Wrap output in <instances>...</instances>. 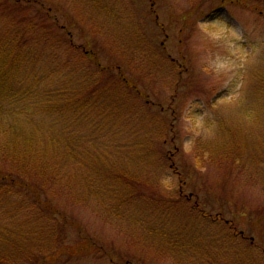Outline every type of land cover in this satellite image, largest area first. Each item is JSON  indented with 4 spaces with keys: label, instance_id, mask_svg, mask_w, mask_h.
I'll list each match as a JSON object with an SVG mask.
<instances>
[{
    "label": "rangeland",
    "instance_id": "1",
    "mask_svg": "<svg viewBox=\"0 0 264 264\" xmlns=\"http://www.w3.org/2000/svg\"><path fill=\"white\" fill-rule=\"evenodd\" d=\"M22 1L24 8L30 9L27 17L38 20V16L34 17L35 6L27 4L28 0L20 3ZM223 1L40 0L46 7H51L50 16L55 17L56 23L63 28L60 33L54 30L51 36L64 35L75 46L93 51L100 67L111 71L109 78L117 75L114 67L120 68L128 81L136 83L137 91L143 96L146 93L148 101L166 109L163 119L171 125V132L163 128L168 131L166 142L169 146L166 149L171 153V162L156 168L157 163L153 161L148 167L138 160V137L124 138L122 147L113 145L112 152L106 145L98 144L103 141L104 127L107 130L111 127L94 122L111 118L99 116L92 102L86 106L88 109L92 106L91 114L98 112L87 115L92 128L81 130L71 123L73 129H69L59 124L55 136L68 134L61 147H73L71 138L78 139V150L64 151L59 161L64 158V161L81 164L80 160L84 162L86 159L94 168L99 167L96 164L110 162L106 168L108 173L101 169L98 178L104 181L107 175L113 180L104 181L105 185L92 181L89 189L84 183L87 172L81 175L80 165L76 169L79 172H66L69 168L64 165L62 172L59 163L50 170L54 172V181L50 191L46 188L45 191L49 192L46 197L56 209L64 211L52 215L53 224L62 229L57 246L69 251L52 264H121L120 258L132 260L135 264H203L204 255L214 253V243L204 236L209 227L200 211L222 218V225L231 223L245 238L247 244L243 251L247 250L245 255L250 258V264H264V158L258 154H264V97L261 95L259 100L251 97L255 88L258 89L257 77L264 75V22L246 10L222 6L225 5ZM1 4L3 0H0ZM3 21L4 17L0 16V28ZM159 25L163 26L162 33ZM70 52L73 54L68 58L82 56L77 50ZM40 60L41 57L34 69H30L37 74L32 73L34 78L43 79L49 75V70ZM86 82L87 79L85 86L89 88L91 81ZM125 92L128 105L137 102L141 109L133 111L134 115H142V103L134 97L136 93L113 88L112 93L116 96L109 101L124 104L120 94ZM33 97L37 98V93L33 92ZM17 101L16 98L12 100L16 111ZM151 109L149 114H156L157 107ZM146 113L148 111L144 110L143 114ZM239 113L245 116L239 118ZM255 116L261 117L259 121ZM237 119L243 123L241 126ZM42 121L37 125V133L29 139L35 149L47 147L44 149L47 150L49 145H39L36 137L50 130L52 120L43 117ZM115 123V131L123 126L127 128L121 122ZM218 123L222 124L221 127ZM4 125L7 128V122ZM244 126L249 129L245 131ZM85 144H90V148ZM44 150L40 153L45 156ZM33 158L37 157L34 155ZM50 158H54L52 154ZM171 163L174 167L170 166ZM4 167L7 168L6 159L0 155V173ZM136 170L135 175L130 173ZM40 172L33 173L37 184L43 180ZM118 172L134 175V184L139 183L142 188L151 186L153 191L160 186L172 196L176 191L180 192V197L187 201L183 205L190 210H166L160 216L165 221H161L154 212V208L157 213L161 212L157 199L132 200L126 184L119 183ZM115 189L122 191L123 195L116 193ZM21 190L33 198L30 188ZM38 197L44 205L45 195L39 193ZM2 198L1 203L7 204L5 210L7 207L11 209L13 202L10 198L6 197L4 203L5 197ZM25 213L32 214L29 209H25ZM3 218L0 211V221ZM26 227L28 225L24 224L22 229ZM153 230L156 233H151ZM173 234H177L176 239L171 238ZM85 238L91 239L95 247L86 246ZM189 244L193 248L183 250ZM79 251L81 256L77 253ZM225 262L220 260L216 264Z\"/></svg>",
    "mask_w": 264,
    "mask_h": 264
},
{
    "label": "trees",
    "instance_id": "2",
    "mask_svg": "<svg viewBox=\"0 0 264 264\" xmlns=\"http://www.w3.org/2000/svg\"><path fill=\"white\" fill-rule=\"evenodd\" d=\"M20 2L21 0H3V4L0 5V16L4 17L3 27L0 28V155L5 157L7 164V168L4 167L3 172L0 173V211L4 216L0 221V264H52L57 263L59 258L69 251H65L59 245L57 246L61 238L62 229L58 225L56 227L53 224L55 219H52V215L54 213L59 214L62 209H56L46 197V193L49 192L45 190L47 188L50 191L54 181V172L50 170L55 169L59 163L58 168L62 172V165L69 168L66 169L67 171L65 170L66 172L71 170L79 172L76 169L80 165L81 175L87 172V178L84 183L89 185V189L92 187V181L105 185L104 181L113 180L107 175L104 181L98 178V176L101 177V169L106 171V168L110 166L108 160L106 161L109 163L105 165L96 164L99 166L98 168L92 167V164L87 163L86 159H83L86 164L81 160V164L70 160L64 161L66 160L64 158L59 161V157L64 151L69 153L78 150L76 145L77 138H71L73 147L67 149L61 147L62 143H65L64 141H66L65 138L68 137V134L63 137L60 135L55 136V130L59 129V124L69 129H73L71 123L78 125V127L82 128L81 130L86 127V129L92 128L87 115L98 113L91 114L90 109L95 106L99 111V116L106 115L113 119L94 122L95 124L102 122L111 127L110 130L104 127L102 134L105 142L101 140L98 141V144L100 146L106 145L107 150L112 152L113 145L122 147L124 138L138 137L136 143L139 144L137 148L135 147L138 150V160L141 164L143 161L148 167L149 162L153 161L157 163L156 168H161L162 164L166 165L171 162V153L167 151L168 148L166 149L169 144L166 142L168 131L163 129L166 128L171 132V125H169L170 123L168 124V121L165 123L163 119L166 109L162 108L160 104L156 105L148 101L146 93L143 96L137 91L136 83L134 84L132 80L128 81L120 68L114 67L117 75L109 78L108 73L111 71L100 67L93 51H90L93 52L90 53L84 46H75L71 39L64 37V35L51 36L54 30L60 33L59 31L63 29L56 23L55 17L50 16L51 7H46L40 0H28L27 4L32 3L35 6L34 17L38 16V20L35 19V21L33 17H27V12L30 9L24 8L23 1L22 3ZM223 4L225 5H221L235 6L241 10H246L252 13L255 19H260L264 22V0H224ZM158 27L162 33L163 26L159 25ZM60 49H63V51L59 52ZM38 50L41 52L40 55H38ZM70 50L72 52L77 50L82 56L79 58H68L69 54H73ZM39 57H41L39 62L43 61L49 70V73H47L49 75L43 79L40 77L34 78V75L37 74L34 71L32 72ZM70 64L73 65L72 68ZM80 64L81 68L77 69ZM90 66L95 71L91 70ZM39 70H42L41 67ZM73 70L75 72L70 73ZM85 79H87V82L91 81L89 88L85 86ZM10 85H12L11 89H9ZM57 85H60V88ZM257 86L258 89L255 88V93L251 97L255 96L259 100L262 99L261 95L264 97V75L257 77ZM259 86L261 89H259ZM113 88H122L136 93L134 97L142 103V115H134L133 111H140L141 109L137 102L132 106L128 105L127 92L120 94L124 104L121 101H109L112 96H116L112 93ZM43 91L48 94H43ZM33 92L37 93V98L33 97ZM138 93L142 95L141 98ZM13 98L18 99L17 111V108L14 109L15 105L12 103ZM4 102H9L10 104H5ZM90 102H92V106L88 109L86 106ZM155 107H157L154 110L156 114L150 115L149 111ZM144 110H147L148 114H143ZM261 110L262 107L260 106L259 111ZM242 116H245V114H240L239 118ZM43 117L52 120L50 122V130L46 131L44 135L36 137V142L39 145L44 143L49 145L47 150H44L47 147L43 149L46 153L45 156L40 153L43 150L35 149L29 139L31 135L37 133V125H41L44 122L42 121ZM259 117L255 116L258 121L261 118ZM115 121L125 124L127 128L123 126L119 130L116 128L115 131ZM4 122H7V128ZM237 122L240 126L243 124L239 119H237ZM22 123L23 125H21ZM218 124L221 127L222 124ZM80 125H83V127ZM101 126L103 127V125ZM128 128L130 129L129 131ZM242 128L245 131L249 129L247 126ZM241 139H245V137L241 136ZM85 146L90 148V144H85ZM57 147H59V150H56ZM51 151L52 153H50ZM50 154L54 158H50ZM258 154H262L260 157L264 158L263 153ZM34 155L37 158H33ZM174 155L176 156V152ZM149 157L151 158L150 161L148 160ZM30 159L32 160L30 161ZM61 162L63 163L60 164ZM66 162H69V165ZM170 166L174 167L172 163ZM30 168L33 169L31 173L29 172ZM166 169L171 171L170 167ZM38 171H41L40 174L43 179L38 182L41 184L35 182L37 178L33 174ZM137 171L130 173L135 175ZM125 173L127 172H118L121 179L119 183L126 184L127 190L130 191L128 194L129 196L131 195V199L152 201L153 197H155L158 202L157 206L159 204L161 206V212L158 211V213L156 208H154V212L159 218L164 215L166 210H176L177 208L190 210V208L183 205L187 204V201L180 197L182 195L180 192L177 193L176 191L174 196H172L171 193L167 194V192L162 190L160 186L153 189V191L150 189L151 186L142 188L139 183L134 184V175ZM63 176L65 177V175ZM19 183L25 185H20ZM23 188H30V193L34 194L33 198H29L28 196L30 195L21 190ZM136 189L137 193H134ZM140 189L141 192H139ZM115 190L116 193L119 192L123 195L119 189ZM19 192H21V195H19ZM39 193H42L43 196L45 195L44 205L39 201ZM137 196L138 198H136ZM2 197H5L3 203L6 197H9L13 202L11 203V209L7 207L5 210V205L7 204L1 203ZM25 209H29L32 214L25 213ZM62 212L64 213V211ZM11 213L13 214L12 217L10 216ZM200 213L203 219L207 221L206 226L209 227L208 233L204 234V236L214 243V253L204 255L205 262L203 264H216L220 260L226 261L224 264H250V258L248 256L246 258L245 255L247 250L243 251L246 243L245 238L235 231L233 225L231 223L222 225V218L210 216L211 214L206 215L201 211ZM160 220L165 221L162 218ZM24 224L28 225V227L22 229ZM151 233L156 232L153 230ZM176 236L177 234H173L171 238L176 239ZM90 240H84L86 246L89 248L91 246L95 247ZM191 248L193 246L189 244L183 247V250L187 251ZM77 253L81 256V251ZM215 254L218 256L215 257ZM119 262L121 264H135L129 259L123 260L120 258Z\"/></svg>",
    "mask_w": 264,
    "mask_h": 264
}]
</instances>
